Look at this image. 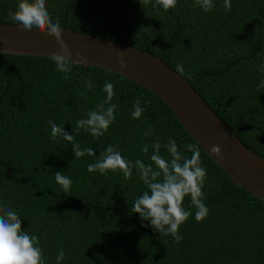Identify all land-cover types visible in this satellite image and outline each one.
I'll return each instance as SVG.
<instances>
[{
	"label": "trees",
	"instance_id": "1",
	"mask_svg": "<svg viewBox=\"0 0 264 264\" xmlns=\"http://www.w3.org/2000/svg\"><path fill=\"white\" fill-rule=\"evenodd\" d=\"M142 0H46L53 22L64 28L125 44L157 57L197 93L213 114L250 152L264 159V0H223L203 12L194 0H178L168 11ZM18 0H0V24H14L9 15ZM176 73V72H175ZM91 80L94 87L87 90ZM106 81L114 84L116 119L105 135L94 138L76 121L87 118L106 96ZM86 92L85 96L80 93ZM140 99L145 112L131 116ZM48 121L75 136L80 148H93L75 158L61 137L51 139ZM154 127V135L143 133ZM175 140L186 155V145L198 147L154 95L111 72L72 65L68 74L51 58L0 54V206L21 217V228L40 241L46 264H261L264 258V203L232 184L200 150L208 179L203 191L210 214L195 220L190 197L184 207L192 212L180 227L182 241L161 236L131 211L146 190L135 169L122 173H89L108 146H118L130 161L151 163L144 144ZM161 155L168 158L165 148ZM56 172L72 180L63 193Z\"/></svg>",
	"mask_w": 264,
	"mask_h": 264
},
{
	"label": "clouds",
	"instance_id": "2",
	"mask_svg": "<svg viewBox=\"0 0 264 264\" xmlns=\"http://www.w3.org/2000/svg\"><path fill=\"white\" fill-rule=\"evenodd\" d=\"M142 3L147 5L151 3V0H142ZM177 3L178 0H156L153 7L160 6L164 11H168L175 8ZM192 7H199L207 13L213 11L215 5L214 0H194ZM223 7L226 12H230L231 0H223ZM9 15L14 23L26 33L46 31L48 36L56 40L59 48L53 52L51 59L59 72L70 73L75 63L86 65V57L79 54L75 61L70 59L72 53L62 39L61 25L51 19L46 0H18L16 10ZM122 54V51L118 52L116 59L119 67L125 68ZM175 72L183 75L184 66L177 64ZM85 87L91 90L94 84L89 80ZM114 87L112 82H105L103 87V92L106 93L105 98L96 105L95 109L86 112L87 118L76 121V132L83 129L94 138H100L107 133L116 119L117 105L112 103L115 97ZM259 87H264V81H261ZM80 95L85 96L86 92L82 91ZM140 105L141 100L137 99L131 113L133 119H139L145 112V108ZM48 123L51 126V139L56 140L57 137H61L69 142L75 158L84 157L86 154L94 157L93 148L81 149L74 134L69 135L61 125L53 121H48ZM143 135L146 137L154 135V127H149ZM149 147L152 148V154L149 157L151 163L146 164L140 159L130 161L121 154L118 146L108 145L96 162L88 164L87 171L89 173L98 171L101 175H106L109 171H118L122 173L125 180H129L135 169L146 190L134 200L131 211L137 213L141 221H148V225L144 226H150L161 236L171 235L173 240L179 244L183 239L179 229L192 215V212L184 207L186 197H190L191 204L196 209L195 220L197 222L203 221L210 214V209L204 203L205 193L203 191L208 179L207 169L203 166L200 150L195 145H186L187 151L191 152L190 156L182 152L176 141L171 139L162 145L157 138L151 145L144 144L142 152L148 153ZM162 147L167 150L168 158L161 155ZM210 150L215 157L223 159L219 145L211 146ZM54 178L62 187L63 193L67 194L71 189L72 180L62 172H56ZM65 259L66 255L61 248L56 255V264H62ZM0 264H46L39 238L22 230L20 215L8 206H0Z\"/></svg>",
	"mask_w": 264,
	"mask_h": 264
},
{
	"label": "water",
	"instance_id": "3",
	"mask_svg": "<svg viewBox=\"0 0 264 264\" xmlns=\"http://www.w3.org/2000/svg\"><path fill=\"white\" fill-rule=\"evenodd\" d=\"M61 36L76 60L86 57L85 68L96 67L144 88L172 113L187 135L221 169L228 180L243 188L252 198L264 203V159L250 152L213 114L197 93L157 57L125 44L70 31L61 26ZM59 48L47 32L26 33L18 25L0 24V54L51 58ZM123 52L126 65L120 68L117 53ZM219 145L223 159L211 154ZM261 264H264V258Z\"/></svg>",
	"mask_w": 264,
	"mask_h": 264
}]
</instances>
